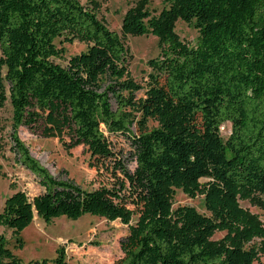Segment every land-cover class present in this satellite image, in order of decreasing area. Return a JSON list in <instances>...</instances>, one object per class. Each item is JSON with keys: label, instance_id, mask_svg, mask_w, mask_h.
<instances>
[{"label": "trees", "instance_id": "obj_1", "mask_svg": "<svg viewBox=\"0 0 264 264\" xmlns=\"http://www.w3.org/2000/svg\"><path fill=\"white\" fill-rule=\"evenodd\" d=\"M82 1L0 0V108L7 101L12 108L15 163L43 190L6 198L0 226L19 237L35 215L48 225L88 214L128 227L112 264H264V225L239 204L264 209V0H163L156 16L137 0L120 34L98 17L94 0ZM178 20L197 30L194 46L176 34ZM65 33L93 47L62 68L49 60L62 57L54 41ZM128 35L158 41L139 116L132 106L142 87L128 72ZM38 120L42 136L66 137L69 150L84 147L89 168L110 164V186L88 191L53 176L19 137ZM225 123L231 128L223 139ZM110 135L129 142L133 170L112 150ZM174 189L202 196L207 214L172 210ZM216 233L224 236L213 240ZM0 264H23L4 235ZM52 264H66L64 247Z\"/></svg>", "mask_w": 264, "mask_h": 264}, {"label": "rangeland", "instance_id": "obj_2", "mask_svg": "<svg viewBox=\"0 0 264 264\" xmlns=\"http://www.w3.org/2000/svg\"><path fill=\"white\" fill-rule=\"evenodd\" d=\"M89 0H83L85 4ZM98 17L103 19L110 30L120 34L121 22L126 12L134 8L137 0H94ZM148 11L152 15H158L165 7L163 0H147ZM175 32L179 38L190 46H194L198 32L191 25L178 20L175 23ZM123 42L128 49V72L130 77L139 84L142 89L135 94L133 112L139 116L137 103L145 97V92L152 85L149 74L152 70L148 61L159 54L158 41L152 35L125 36ZM57 48H61L62 57L51 58L50 63L62 68L68 67L69 59L73 56L92 49V44L81 37H71L68 33L61 35L54 41ZM2 90L8 96L7 86ZM12 121V108L7 101L0 108V213L4 201L16 191H23L32 199L42 193L36 178L22 166L14 161V155L10 150L9 139ZM156 123L149 121L148 127H155ZM230 124L221 126V136L226 139L230 134ZM41 120L35 122L32 127H21L19 137L29 148L30 153L45 166L53 176L68 178L84 190H94L99 186H110L115 180L110 164L107 168H99V171L89 168V154L82 146L68 149L66 137L47 138L42 136ZM112 150L121 158L130 170H133V150L121 135L107 136ZM66 172V174H64ZM205 182V180H201ZM239 204L251 214L257 216L264 225V209L253 206L248 201H239ZM181 206L193 207L200 214H207L204 208V198L196 196L194 199L187 197L182 191L174 189L171 195V209ZM133 217L130 224L136 223ZM128 233V227L119 221L109 222L103 218L83 215L77 220L65 217L54 219L46 225L36 215L33 222L24 229L19 237H13L11 231L0 226V235H4L6 246L23 264L39 262L52 264L61 247L65 248L66 264H112L122 257L119 242ZM224 233H216L212 239L220 240ZM22 242V248H18L16 241ZM264 263V257L260 259Z\"/></svg>", "mask_w": 264, "mask_h": 264}]
</instances>
